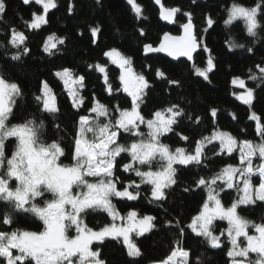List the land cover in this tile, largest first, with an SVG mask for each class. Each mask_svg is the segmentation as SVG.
<instances>
[{"label":"snow or ice","instance_id":"1","mask_svg":"<svg viewBox=\"0 0 264 264\" xmlns=\"http://www.w3.org/2000/svg\"><path fill=\"white\" fill-rule=\"evenodd\" d=\"M22 2L29 5L32 0ZM127 2L137 18H140L142 7L136 0ZM35 3L42 5L43 14L33 13L31 22L24 21L25 26L30 29H38L46 24L47 13L57 6L54 0H35ZM155 3L160 4L161 0H155ZM6 9V0H0V20L4 19ZM69 11H72L71 6ZM226 11V28L239 19L244 22L248 36L257 37L258 30L264 27V0H256L252 7L242 6L233 0L232 6ZM178 12L179 8H164L161 5L160 15L165 21L175 23L174 18ZM183 16L187 19L180 24L182 35L165 33L158 46L145 43L142 51L146 55L166 52L173 59L185 57L187 61H194V54L207 52L209 55L206 65L201 67L193 62L191 71L196 77H202L210 83L209 74L217 68V61L202 37L216 22L212 17H207L206 27L201 31L194 24L191 12H184ZM99 31V28H92V35L96 36ZM9 33V43L16 49L11 59L20 61L22 56L30 53L25 46L27 37L15 28L9 27L5 35L8 36ZM139 35H145L143 29ZM64 43V39L54 34L48 35L43 43V52L52 56L55 54L53 50L59 51L58 45ZM229 48L253 52L252 47L246 48L244 44L235 41L229 42ZM103 56L121 70L119 84L115 88L109 81L107 61L88 67L103 74L109 96L121 92L126 94L125 100L129 107H121L119 102L106 105L95 96L86 97L80 93V89L86 88L84 75L76 74L67 67L56 71L54 76L69 85L71 107L75 109L74 133L67 151L60 143L63 137L51 143L41 139L42 129L45 127L43 119L37 117L21 123H9L14 114L16 98L22 95V90L17 83H9L0 76V201L9 205V211L0 217V227L13 225L14 217L24 214L42 222V225H37L36 230H0V264H106L101 251L92 249L93 242L103 244L106 238H122L127 255L139 257L141 250L133 242L131 234L135 232L137 236H141L150 232L156 227V217L144 215L136 219L138 213L130 211L126 217L128 223L118 225L116 221L125 218L120 217L112 203L113 198L136 200L141 195V185H150V202L166 200V190L177 183V168L174 165L199 167L203 164L207 167L204 161L209 157L205 148L217 141L219 151H214L213 155L227 153L230 156L238 150L239 165L228 164L210 177L202 176L193 181L196 189L206 192L207 199L186 226L182 227L180 221H176V239L173 243L177 247L170 249V255L162 259L160 264H189V250L181 246L186 229L197 237H203L212 248H221V237L226 236L231 245L226 252L230 264H264V222L256 223L238 212L240 206L255 205L258 202L264 204V120L252 110L256 99L255 89L248 88L245 80L239 76L231 80L233 86L243 90L241 93L233 91L232 94L249 106L248 119L255 122V134L260 137V142L238 140L227 131L213 130L210 135H201L194 152H188L183 147L173 150L163 143V138L171 133L188 141L189 136L177 131L181 121L186 119L198 126L202 123V116L194 118L179 103H173L170 99L166 102V107L152 109L145 115L144 108L147 107L149 92L153 87L146 78V73L135 71L132 58L115 48L103 52ZM148 67L151 68L150 65ZM255 67L258 68L259 75L250 68L249 72L252 74L248 79L264 83V61ZM153 79L182 86L181 81L167 78L158 69L153 73ZM40 83V95L34 94L37 110L41 114L58 113L56 96L49 82L43 80ZM218 111L216 107L210 108L209 120L213 125ZM232 118L236 119L235 114H232ZM56 128L59 129L60 125L57 124ZM122 138L124 142H121ZM9 141L14 142V150L10 155L7 150ZM122 154L130 158L127 163L123 162ZM257 156L261 162L254 164L253 158ZM62 158L69 163H64ZM121 169L125 173H134L140 178L139 183L129 180L125 186L120 179ZM257 174L260 182L255 185L253 177ZM226 189H234L237 194V198L228 207L220 199V193ZM183 190L187 193L193 191V188L189 186ZM46 195L51 198H45ZM38 200H42V204ZM90 211L107 213L112 223L93 230L84 223V216ZM216 220L227 221V228L219 235L214 234ZM249 229H253L255 234H249ZM73 232L75 235H71ZM251 253L256 254L255 259L251 258Z\"/></svg>","mask_w":264,"mask_h":264},{"label":"trees","instance_id":"2","mask_svg":"<svg viewBox=\"0 0 264 264\" xmlns=\"http://www.w3.org/2000/svg\"><path fill=\"white\" fill-rule=\"evenodd\" d=\"M54 2L57 6L48 12L46 16L48 22L38 29H30L25 26L24 21L31 22L33 13L43 14L42 5H37L35 0L29 5L23 4L22 0H6V15L0 20V76L9 83H17L22 90V95L16 98L10 124L37 117L43 119L45 127L42 129L41 139L51 143L63 137L60 140L61 146L68 150L74 133L75 109L71 107L72 102L62 81L54 76L56 71L64 67L85 76L86 88L82 90V95L95 96L106 105L119 102L121 107H129V103L125 100L126 94L121 92L109 96L103 74L88 67L97 63L104 64L107 61L109 81L115 88L119 84L118 77L121 70L103 56V52L115 48L122 54L130 56L134 70L146 73V78L153 84L147 107L144 108L145 115L152 109L166 107V102L170 99L173 103H179L194 118L197 115L202 116V123L198 126L186 119L181 121L177 131L189 136L188 141H183L171 133L163 138V143L168 144L173 150L176 147H183L188 152H194L201 135H210L213 130L227 131L238 140L260 142V137L255 134V122L248 119L249 106L237 100L232 94L233 91L239 93L241 90L233 86L231 80L239 76L245 80L248 88L255 89L256 99L253 101L252 110L264 120V83L248 79L252 74L249 69L259 75L255 65L264 61V27L258 30L257 37L248 36L243 21H237L226 28L224 25V20L228 16L226 10L232 6L233 0H195V3L193 0H161L164 8L180 9L175 25L171 28L161 22L160 10L155 0H136L143 10L140 18H137L127 0H100L99 3L97 0H54ZM236 3L252 7L255 6L256 0H236ZM184 12L193 14L194 24L201 31L206 27L207 17H212L216 22L202 37L217 61V68L209 74L210 83L202 77H196L191 71V64L185 60L172 61L161 55L146 56L142 51V45L145 43L158 46L165 33L180 35V24L187 19L183 16ZM9 27L23 32L27 37L25 46L29 48L30 53L22 56L20 61L11 59L16 49L9 43L10 33L8 36L5 35ZM92 28L100 29L96 36L92 35ZM141 29L144 30V36L139 35ZM53 34L64 39L65 43L58 45L59 51L53 50L55 54L49 56L43 52V43L48 35ZM230 41L244 44L246 48L252 47L253 52L248 53L238 48L230 49ZM208 55L207 52H201L200 55H196L194 62L203 67L206 65ZM149 65L151 68L148 67ZM157 69L163 71L167 78L181 81L182 86L153 79V73ZM43 80L49 82L56 96V106L59 109L56 114H41L37 110L35 95H40V82ZM211 107L219 110L215 125L209 120ZM232 114H235V120ZM57 124L60 125L59 129L56 128ZM121 142H124V138ZM7 150L10 155L14 150L13 141L8 142ZM214 151H219L218 142L205 148V153L209 157L204 161L207 167L203 164L199 167L176 165L177 183L166 190L167 199L164 201L150 202V185H141V195L136 200L113 198L112 203L120 216L126 217L128 212L136 211L139 218L144 215L156 217L154 221L156 227L150 232L141 236L136 234L132 236L133 242L141 250L139 257H129L127 248L120 240L106 239L103 244H93L92 249L101 251V257L106 264H160L162 259L170 255V249L177 247L173 243L176 239V221H180L182 227L186 226L207 199L206 192L196 189L193 181L202 176L210 177L228 164L239 165L238 151L230 156L227 153L216 156L213 155ZM122 156L123 162L127 163L130 158L126 154ZM63 162L69 163L67 159H63ZM120 179L126 186L129 180L139 183L140 178L134 173H125L121 169ZM189 186L193 191L184 192V187ZM236 198L235 190H225L220 193L221 202L225 207L230 206ZM37 202L42 204V200ZM7 211L9 205L0 201V217ZM238 212L256 223L264 222V204L259 202L255 205L240 206ZM14 219L13 225L2 226L0 230L11 231L13 228L36 230L37 225H42V222L31 215H16ZM84 223L93 230H99L103 226L110 225L112 220L107 213L90 211L84 216ZM214 228V234L219 235L227 228V223L216 221ZM249 234H255L254 230L249 229ZM221 241V248H212L203 237H197L195 233L186 229L185 237L181 239V246L189 250V264H230L226 252L231 245L226 236H222ZM250 256L252 259L256 258V255Z\"/></svg>","mask_w":264,"mask_h":264},{"label":"rangeland","instance_id":"3","mask_svg":"<svg viewBox=\"0 0 264 264\" xmlns=\"http://www.w3.org/2000/svg\"><path fill=\"white\" fill-rule=\"evenodd\" d=\"M51 10V9H50ZM49 10V11H50ZM48 14V13H47ZM47 16V15H46ZM237 21H242V20H236V21H234L233 23H235V22H237ZM44 25V24H43ZM42 26V25H41ZM62 83H63V81H62ZM63 85H64V87H65V90H66V92H67V95H68V97L70 98V100H71V97L69 96V94H68V88H69V85H65L64 83H63ZM72 87H79V86H72ZM82 90L83 89H80V93L82 92ZM241 91L239 92V93H241V92H243V90L242 89H240ZM71 102H72V100H71ZM241 102V101H240ZM94 115V114H93ZM11 118V117H10ZM10 120V119H9ZM218 142V141H217ZM238 151V150H237ZM236 152V151H235ZM235 152H233V153H235ZM239 152V151H238ZM232 153V154H233ZM240 155V154H239ZM253 162H254V164H259L261 161H260V159H259V157L257 156V157H254L253 158ZM176 165H174V167H175ZM255 182H257V185L259 184V182H260V177H259V175L257 174V175H255L254 177H253V184H255ZM226 190H234V189H226ZM129 191H132V189H129ZM46 196H48L47 198L48 199H50L51 197H50V195H46ZM119 199H124V198H119ZM223 204V203H222ZM105 213V212H104ZM120 217H123V216H120ZM127 217V216H126ZM126 217H124L125 219H118L117 221H116V223L118 224V225H121V226H124V225H126L127 223H128V221H127V219H126ZM111 218V217H110ZM136 219H140L138 216L136 217ZM216 221H225L226 223H227V221L226 220H216ZM216 221H214V222H216ZM148 233V232H147ZM134 234H136L135 232H133L132 234H131V238H132V236L134 235ZM144 234H146V233H144ZM143 234V235H144ZM71 235H75V233L73 232V233H71ZM106 239H112V238H106ZM105 239V240H106ZM241 239H243V238H241ZM114 240H117V239H114ZM118 240H120L121 242H122V238H120V239H118ZM95 243H98V242H93V244H95ZM123 243V242H122ZM244 244H246V241H244ZM126 247V246H125ZM250 255H256L255 253H251ZM0 262H2V258H0Z\"/></svg>","mask_w":264,"mask_h":264},{"label":"water","instance_id":"4","mask_svg":"<svg viewBox=\"0 0 264 264\" xmlns=\"http://www.w3.org/2000/svg\"><path fill=\"white\" fill-rule=\"evenodd\" d=\"M157 6H158V8H159V10H160V12H161V5L163 6V4H162V2L160 3V4H156ZM164 7V6H163ZM176 18H177V14H176V16H175V20H176ZM160 20H161V22L165 25V26H168V27H173L174 25H175V23H171V22H169V21H165V20H163L162 18H161V15H160ZM168 34H170V33H168ZM183 34V29L181 28V33H180V35H182ZM172 35V34H171ZM162 39H163V37H162ZM162 39H161V41H162ZM199 51V50H198ZM146 55V54H145ZM151 55H161V56H163V57H166V58H168L169 60H172V61H180V60H185V61H187V58H185V57H180V58H178V59H173L172 57H170V56H168L167 55V53L166 52H161V53H149V54H147L146 56H151ZM195 57H196V54H194V59H195ZM187 62H189L190 64H192L194 61H187Z\"/></svg>","mask_w":264,"mask_h":264}]
</instances>
